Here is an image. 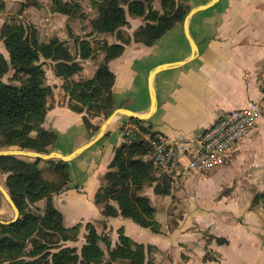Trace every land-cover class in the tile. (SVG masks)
Masks as SVG:
<instances>
[{"label":"crops","instance_id":"0c3cea01","mask_svg":"<svg viewBox=\"0 0 264 264\" xmlns=\"http://www.w3.org/2000/svg\"><path fill=\"white\" fill-rule=\"evenodd\" d=\"M156 3L160 10L161 3ZM186 3L189 11L185 20L151 46L135 40L144 18L129 16L126 27L101 34L110 45L124 46L123 54L109 62L115 75L111 115L126 111L146 118L117 114L101 139L66 161L70 179L52 199L64 227L79 226V233L75 240L65 241V247L80 250L86 243L87 225L91 224L100 235L108 236L111 248L118 244L121 232L144 245L149 264H264V206L252 205L255 195L264 191V0ZM104 57L101 53L82 61L83 71L76 80L92 78ZM47 65V85L56 90L48 99L43 128L56 134L51 152L70 156L94 139L105 116L90 119L89 126L87 110L71 108L64 80L55 74L51 61ZM153 98L155 110L151 112ZM253 101L262 106L258 125L222 166L171 181L168 195H157L156 183L144 188L141 195L149 197L156 208L159 232L121 215L104 214L96 195L116 150L125 140V130L137 127L131 118L144 121L153 134L161 133L171 140L196 139L224 114ZM96 126L98 131L94 130ZM152 195L165 198L163 211L167 216L176 211L172 206L176 199L189 202V207L180 210L185 218L177 227L159 219ZM46 204V199L36 203L41 211ZM111 204L119 211L116 202ZM206 234L226 242H208ZM101 246L108 259L106 245ZM206 248L215 260L206 256Z\"/></svg>","mask_w":264,"mask_h":264},{"label":"trees","instance_id":"16d2710c","mask_svg":"<svg viewBox=\"0 0 264 264\" xmlns=\"http://www.w3.org/2000/svg\"><path fill=\"white\" fill-rule=\"evenodd\" d=\"M39 3V0H34ZM160 1L161 9L154 6ZM187 0H92L98 9L93 21V32L112 34L129 25L128 17L144 18L145 24L135 33L137 43L153 45L177 23H182L188 14ZM0 0V12L5 9ZM79 4L69 0H53L51 10L73 16L80 9ZM75 41L72 48L59 38L42 43L35 31H29L24 24L15 21L1 29V39L8 53L0 51V148L19 147L39 153H49L56 143V134L43 128L48 99L56 88L47 85L45 65L51 61L58 77L64 80L63 88L69 93L71 108L78 112L87 110L86 122L113 111V85L115 75L109 62L121 56L124 46L103 42L105 53L95 75L86 80H76L83 71L82 61L95 57L90 40L79 38L69 32ZM13 71L9 81L6 75ZM16 82V84H15ZM138 130L153 136L150 126L138 118H131ZM99 126L94 127L98 131ZM124 130V129H123ZM36 132V136L33 133ZM136 132L125 130L124 142L116 150L102 187L96 195V202L104 207L106 216H123L143 228L160 231L156 221V208L151 199L140 195L146 184L155 182L157 195H168L171 180L167 177L158 183L155 168L143 160L151 152L148 142ZM52 153V152H51ZM26 158V160H24ZM49 166L51 177H47L41 163ZM0 172L6 175V190L20 210L16 222L0 223V264H115L128 261L130 264H149L147 248L121 232L118 244L111 248L106 235H100L91 224L87 225L86 243L78 248L65 247V241L77 238L79 226L66 229L61 213L55 208L52 195L62 192L70 179L69 162L61 159H32L22 156L0 157ZM264 198L255 196L253 205ZM47 200L44 211L30 207L41 200ZM116 202L118 209L111 203ZM1 205V204H0ZM43 212V213H41ZM33 248L27 250V242ZM222 244L226 240L217 238ZM101 244L106 245L109 259ZM51 251V252H50ZM150 249H148V252Z\"/></svg>","mask_w":264,"mask_h":264},{"label":"rangeland","instance_id":"374dc122","mask_svg":"<svg viewBox=\"0 0 264 264\" xmlns=\"http://www.w3.org/2000/svg\"><path fill=\"white\" fill-rule=\"evenodd\" d=\"M69 1L74 4L75 3L79 4L81 6L80 9L75 11V14L73 16H67L61 13H54L51 10L53 0H39V3H35L34 0H4L6 6H5V9L2 12H0V35H1V29L3 28L4 25L15 21L17 23L24 24L27 27V29H29V31H35L39 35L40 41L42 43H48L49 41H51L52 38H59L61 40L62 38H67V39H63V41H65L72 48V51L74 53L75 41L74 39H71L69 36V32H73L74 35L79 38H86L87 40H90V43L93 46V49L97 50V53L95 54V57H94L96 58L101 53H104V51H102L101 49L103 46V42H106V40L101 39L102 37L101 34H97L93 32V21L98 17V9L93 6L92 0H69ZM156 2L154 3V6L157 9L159 5H157ZM51 24L53 25L52 27H51ZM0 51L6 57H8V53L6 51L4 42L1 39V37H0ZM45 69L47 73V70L49 69L47 64L45 65ZM13 74L14 72L11 70L9 74L6 75L5 81H9V79L13 76ZM262 79L264 80V77ZM101 115L105 116V120L108 119V117H106L105 114H101ZM136 128L128 129V130L129 132L130 131L136 132L135 134H138L141 137V139H144L147 141L148 139L146 138V135L141 133V131L138 130V128L137 129ZM36 135H37L36 132H34L33 136H36ZM3 150H24V149H21L19 147L0 148V151H3ZM50 153L51 151L49 153H42V154H50ZM146 157L148 158V161L146 162L151 163L155 168V175H156V178H158L157 179L158 183L163 184V180L165 179V176L162 175L159 172V170L156 168L153 160L150 157V154ZM24 160H26V158ZM41 166L46 173L45 175L47 177H51L49 166L45 162H42ZM6 178L7 176L3 175L0 172V184L2 186L6 184ZM152 185L153 184H146L144 188L146 186H152ZM171 187H172V184H171ZM181 188H183V186H180V189ZM143 190L139 192L140 195L143 194ZM146 192L148 193L149 190ZM258 194H264V191H261L257 193L256 195ZM164 199H165L164 197L162 198L160 197V199L155 198V205L160 212L159 219L163 220V223L167 221L169 224L177 227L179 222L185 218L184 215H181L180 210H182L184 207L186 208L189 207V202L184 199H176L175 202H173L172 204V206L174 207V211L175 210L176 211L173 212L170 216L169 215L167 216L165 212L163 211V209L167 205L163 201ZM0 204H1L0 205V219L4 222H12V220L15 217V212L13 208L10 206V204L7 202V200L4 198L1 191H0ZM252 205H253V202H252ZM256 205L264 206V198H260L259 202ZM30 208L33 210L38 208L39 212L41 211L36 204L31 206ZM205 238L207 239L208 242H212L215 240L216 243L221 244L215 236L206 234ZM27 246H28L27 250H25L26 253L30 252L33 248L31 240L27 242ZM208 248H210V246H208ZM208 248L205 249L206 256L207 257L209 256L208 258L215 260L216 259L215 255L213 256V254L208 251ZM105 259L107 261L109 258L108 259L105 258ZM127 262L128 261H119V262H116V264H123Z\"/></svg>","mask_w":264,"mask_h":264},{"label":"built area","instance_id":"2783aa9c","mask_svg":"<svg viewBox=\"0 0 264 264\" xmlns=\"http://www.w3.org/2000/svg\"><path fill=\"white\" fill-rule=\"evenodd\" d=\"M261 116V102L253 101L230 110L196 139L171 140L154 133L147 140L150 157L159 172L172 182L189 173L211 172L222 166L239 143L254 132Z\"/></svg>","mask_w":264,"mask_h":264},{"label":"water","instance_id":"95a60500","mask_svg":"<svg viewBox=\"0 0 264 264\" xmlns=\"http://www.w3.org/2000/svg\"><path fill=\"white\" fill-rule=\"evenodd\" d=\"M155 73H156V71L153 74H155ZM154 110H155V99L153 98V106H152L151 112H153ZM120 113H124V114H126V115H128L130 117H138V118H141V119L146 118V117L135 116L134 114L126 112V111H116L115 113H113L112 115H110L108 117V119L101 126V128H100L99 132L97 133V135L94 137V139L88 145H86L85 147L79 149L77 152H75L73 155H70V156H63V155H60L59 153H55V152H52L50 154H42V153H39V152H36V151H31V150H3V151H0V157H2V156H22V157H27V158H32V159H42V160L61 159L63 161H69L75 155L83 152L86 148L92 146L99 139H101L104 136V134H105L108 126L112 122L113 118L117 114H120ZM0 191L3 194L4 198L7 200V202L10 204V206L13 208V210L15 212V217L12 220V222H16L19 219V217H20L19 208L15 204V202L12 199L11 195L9 194V192L1 184H0ZM0 223L9 224L11 222H4V221H2L0 219Z\"/></svg>","mask_w":264,"mask_h":264}]
</instances>
